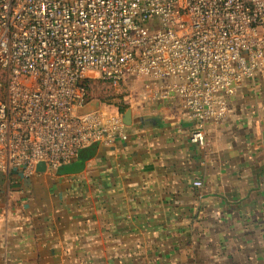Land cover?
Instances as JSON below:
<instances>
[{
	"label": "crops",
	"instance_id": "crops-1",
	"mask_svg": "<svg viewBox=\"0 0 264 264\" xmlns=\"http://www.w3.org/2000/svg\"><path fill=\"white\" fill-rule=\"evenodd\" d=\"M142 90L127 141L0 173V264H264V67L204 124L216 154L192 142L202 123L178 101Z\"/></svg>",
	"mask_w": 264,
	"mask_h": 264
},
{
	"label": "built area",
	"instance_id": "built-area-1",
	"mask_svg": "<svg viewBox=\"0 0 264 264\" xmlns=\"http://www.w3.org/2000/svg\"><path fill=\"white\" fill-rule=\"evenodd\" d=\"M262 67L264 0H0V173L31 178L127 141L114 106L80 113L97 78L178 101L202 123L192 142L216 154L204 124Z\"/></svg>",
	"mask_w": 264,
	"mask_h": 264
},
{
	"label": "rangeland",
	"instance_id": "rangeland-1",
	"mask_svg": "<svg viewBox=\"0 0 264 264\" xmlns=\"http://www.w3.org/2000/svg\"><path fill=\"white\" fill-rule=\"evenodd\" d=\"M90 99L96 102L113 103L117 106L126 107V111L132 109L134 102L143 98V79L136 82H125L120 87L115 88L109 83L103 82L99 78L91 81ZM108 112H113L109 111Z\"/></svg>",
	"mask_w": 264,
	"mask_h": 264
},
{
	"label": "water",
	"instance_id": "water-1",
	"mask_svg": "<svg viewBox=\"0 0 264 264\" xmlns=\"http://www.w3.org/2000/svg\"><path fill=\"white\" fill-rule=\"evenodd\" d=\"M100 103L99 102H94L92 103L90 106L86 107L85 109L81 110L80 113H87L90 112L92 110H95L97 108V106H99ZM133 121V112L132 110H129L126 115L124 116V122L126 125H131ZM48 170V165L45 162H42L38 165L37 168V172H45Z\"/></svg>",
	"mask_w": 264,
	"mask_h": 264
},
{
	"label": "trees",
	"instance_id": "trees-1",
	"mask_svg": "<svg viewBox=\"0 0 264 264\" xmlns=\"http://www.w3.org/2000/svg\"><path fill=\"white\" fill-rule=\"evenodd\" d=\"M87 86H88V90H89V93H90V88H91V85H90V82H87ZM90 97V96H89Z\"/></svg>",
	"mask_w": 264,
	"mask_h": 264
}]
</instances>
